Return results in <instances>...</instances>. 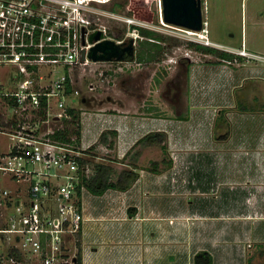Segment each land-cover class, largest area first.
I'll return each mask as SVG.
<instances>
[{
    "label": "crops",
    "instance_id": "crops-1",
    "mask_svg": "<svg viewBox=\"0 0 264 264\" xmlns=\"http://www.w3.org/2000/svg\"><path fill=\"white\" fill-rule=\"evenodd\" d=\"M211 42L218 50L233 56L194 59L185 66L182 112L154 114L148 108L149 102L143 110L134 101L123 102L117 98H105L93 109L79 112V146L85 149L95 144L94 150L101 153L95 161L112 165V179L130 164L138 165L135 168L138 176L125 190L107 188L100 194L84 192L80 262L77 264H160L161 261L167 264L168 249L159 244L158 239L192 235L193 232L188 234V231L198 228L201 221L205 225L207 222V226L210 224L222 236L244 239L254 236L251 244L245 245L252 246L257 260L262 258L264 82L260 83L264 80V57L254 59L252 56H260L246 49L243 37L239 46ZM241 47L249 54H240ZM241 80L250 85L239 91L237 87L245 85V82L240 85ZM164 108L167 109V105ZM216 125H230V132L215 138ZM109 128L116 130L112 145L97 143L99 133ZM155 130L166 133L167 152L163 153L159 147L161 155L154 157L148 148L155 144L136 141L146 132ZM141 145L143 148L138 155L131 153ZM142 155H149L150 166L151 161H157V170L148 168L146 156L147 163L139 162ZM122 157L124 162L114 160ZM165 160L170 161L169 166ZM184 160L192 161L189 167L192 175H187L192 181L187 185L183 183L186 182L183 175L178 178L172 173ZM244 239L238 241L240 245L246 242ZM110 248V259L99 262L91 259ZM115 248L121 254H117ZM253 263L255 261L246 262Z\"/></svg>",
    "mask_w": 264,
    "mask_h": 264
},
{
    "label": "built area",
    "instance_id": "built-area-1",
    "mask_svg": "<svg viewBox=\"0 0 264 264\" xmlns=\"http://www.w3.org/2000/svg\"><path fill=\"white\" fill-rule=\"evenodd\" d=\"M90 1L110 0H0V106L7 108L0 118V208L8 212L0 239L40 264L72 262L63 250L83 226L89 166L79 159L86 153L53 133L70 118L67 71L89 62L81 57L91 45L88 34L101 29L109 37L88 17ZM46 66L66 72L53 79ZM43 70L50 84L40 83Z\"/></svg>",
    "mask_w": 264,
    "mask_h": 264
},
{
    "label": "rangeland",
    "instance_id": "rangeland-1",
    "mask_svg": "<svg viewBox=\"0 0 264 264\" xmlns=\"http://www.w3.org/2000/svg\"><path fill=\"white\" fill-rule=\"evenodd\" d=\"M118 2H121L122 6H119ZM88 5V17L102 23L105 26L106 35L109 37L114 40H122L133 34L134 56L131 60H89L87 64L76 65L67 71L70 92L72 94H69L65 103L68 107H73L79 112L81 109H93L105 98H117L123 102L134 101L143 110L145 105H149L147 104L149 102L151 104L148 108L153 110L154 114L175 115L182 112L181 107L184 101V69L187 62L189 63L194 59L202 60L208 57L219 56L216 51L206 52L201 48L194 47L189 44L191 41L213 47L214 45L211 41L239 46L241 37H243L246 41V49L260 56H252L254 59L257 60L264 57V0H203V19L205 20L203 26L205 29L200 32H190L189 29L162 23L160 20L159 0H110L102 3L90 1ZM129 18H133V20L129 21ZM132 24L152 29L157 36L149 38L141 35L136 28L132 27ZM205 35L210 42L206 40ZM142 40L155 43L158 47L155 48L153 46V55L150 58L138 60L136 54L142 51L140 49V41ZM142 47L144 48L143 45ZM230 56L233 55L230 54ZM46 67L50 70L53 79L59 74L66 72V69H62L59 66ZM35 79L36 75L34 76ZM41 79L40 83L50 84L52 82V79L46 78L44 70ZM244 82L245 80H241L240 85H243ZM263 82L264 80L260 85H263ZM248 83L245 82V85L238 86V90L242 91L248 88L250 85ZM75 89L78 90L76 94L73 93ZM79 101L83 102L77 105ZM155 102H160L163 106H159L158 104V107H156L153 104ZM164 105H167V109L164 108ZM0 109L1 118L2 113L7 112V108L0 106ZM64 124L65 121L61 125ZM57 125L60 126V124ZM235 129L239 131V129ZM215 132L218 134H228L230 132V125H216ZM141 146L132 150L131 153L138 155L143 148ZM148 149L152 153L151 156L154 154V157L161 155V150L157 143ZM94 151L97 154H101L97 150ZM142 156L143 158H141ZM142 156L139 162L143 163V161H146L147 163L145 156L149 162V155ZM164 156L163 154L162 157ZM92 159L98 158L94 157ZM114 160L117 161L116 158ZM123 160L124 158L118 159L121 162H124ZM191 164L192 161L188 162V160H184L177 171L172 170L173 175L176 173L178 178H181L183 175L182 178L186 181H183L184 185L192 181L191 177L189 179L187 177L188 174L192 175L193 172H190L189 167ZM148 168H150V162L148 163ZM174 181H177L176 177ZM7 214L6 209L0 208V222H3ZM186 219L188 222L191 221L188 218ZM169 221L172 220L169 219ZM207 224V222L205 225L201 221L198 228L196 227L188 231V234L191 231L193 233L187 237L174 235L163 236L161 240L158 239V243L160 241L159 244L165 245L166 249H168L169 257L167 264H193V254L202 249L211 252V264H246V262L252 263V261H255L253 264H258L256 261L264 264V253L262 258L257 260L253 256L255 250H253L252 246L245 245L246 243L251 244L254 236H251L249 239H244L245 237L240 236H222L218 232H215L218 230H214L210 224L209 226ZM183 238L186 241L181 242V240H184ZM242 238L246 242L240 245L238 241ZM185 242H187V245H184ZM2 244L3 242L0 239V256L3 257L0 259V264H40L37 256L26 251H20L19 256L15 257L9 254L8 249ZM80 244V234L67 239V248L63 250L65 256L67 257L69 254H72V257L75 256L77 247H81ZM254 246L256 248L255 243ZM103 247L107 249L108 246L104 245ZM114 250L117 254H121L117 248ZM101 253L103 256H101ZM101 253L93 255L91 259L99 262L102 259H110L109 257L112 256L111 248L103 250ZM65 264L77 263L74 259L72 262ZM160 264H165V262L161 261Z\"/></svg>",
    "mask_w": 264,
    "mask_h": 264
},
{
    "label": "trees",
    "instance_id": "trees-1",
    "mask_svg": "<svg viewBox=\"0 0 264 264\" xmlns=\"http://www.w3.org/2000/svg\"><path fill=\"white\" fill-rule=\"evenodd\" d=\"M119 6H122L121 2L117 3ZM132 27L136 28L137 31L141 35H145L149 38H154L157 35H155L154 31L152 29L136 26L132 24ZM140 49L142 51H139L136 54V58L138 60H141L142 58H150L153 54L152 51L154 50V47L157 48L158 45L155 43H150L146 40L140 41ZM189 44L193 45L196 48H201L203 51L206 52H218V55L228 58L231 53H228L227 51L218 50L217 48L209 45H203L198 42H189ZM144 46V48L142 47ZM154 46V47H153ZM188 64V62H187ZM186 64V65H187ZM65 90L66 92L70 91V85L68 82V79H66L65 84ZM67 111L70 115V118L65 120V124L62 125L60 128L55 129L53 135L59 140L62 141H68L73 144V146L79 145V135H80V125H79V111L75 110L73 107H67ZM67 123V125H66ZM216 131V130H215ZM108 135L111 136V138H108ZM116 135V130L113 128L104 129L102 130L98 137H97V143H103L107 144L108 146H111L113 143V137ZM225 134H218L214 132L213 136L215 138H221L224 137ZM165 140H166V133L161 130H155V131H148L145 134H143L141 137L137 139V143H149V144H155L157 143L163 153H166L165 149ZM135 142V143H136ZM95 144H92L88 146V148L84 149L85 156L83 158H78L79 162L81 164H86L89 166L90 171L88 172V175L86 177H83L84 183L86 186V189L93 193V194H100L107 188H114L117 190H125L127 189L133 181L138 176V171L135 170L137 168V165H131L126 168H122L116 175L115 179H112V173L114 172V168L112 165L106 161H95L94 157H96L98 154L96 151H94ZM123 158V157H122ZM164 160V158H162ZM118 160V159H117ZM167 166L170 165L169 160L164 161ZM157 161H151V170H157ZM9 254L14 255L15 257H18L20 254V251L16 249H10ZM211 255L207 250H199L196 251L192 256V262L193 264H211ZM75 262H80V248L77 247V253L75 255Z\"/></svg>",
    "mask_w": 264,
    "mask_h": 264
},
{
    "label": "water",
    "instance_id": "water-1",
    "mask_svg": "<svg viewBox=\"0 0 264 264\" xmlns=\"http://www.w3.org/2000/svg\"><path fill=\"white\" fill-rule=\"evenodd\" d=\"M202 3V0H160L161 20L166 24L193 31L202 30L205 23ZM87 39L91 45L86 53L82 51V59L85 56L92 61L133 59L134 38L132 35L128 36L127 41H116L104 36L101 29H95L88 34Z\"/></svg>",
    "mask_w": 264,
    "mask_h": 264
},
{
    "label": "bare ground",
    "instance_id": "bare-ground-1",
    "mask_svg": "<svg viewBox=\"0 0 264 264\" xmlns=\"http://www.w3.org/2000/svg\"><path fill=\"white\" fill-rule=\"evenodd\" d=\"M162 23H165L161 20ZM166 24V23H165ZM205 28H203L202 30H199V31H193V30H189L190 32H200V31H204ZM206 36V35H205ZM206 38V37H205ZM206 40L208 41V39L206 38Z\"/></svg>",
    "mask_w": 264,
    "mask_h": 264
},
{
    "label": "flooded vegetation",
    "instance_id": "flooded-vegetation-1",
    "mask_svg": "<svg viewBox=\"0 0 264 264\" xmlns=\"http://www.w3.org/2000/svg\"><path fill=\"white\" fill-rule=\"evenodd\" d=\"M202 1H203V0H202ZM127 38H128V37H126L125 39L119 40V41H127Z\"/></svg>",
    "mask_w": 264,
    "mask_h": 264
}]
</instances>
